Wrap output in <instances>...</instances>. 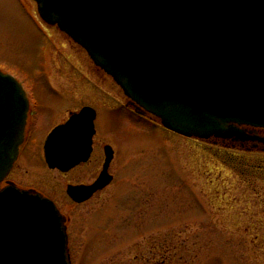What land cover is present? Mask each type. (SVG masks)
<instances>
[{
  "label": "rangeland",
  "instance_id": "obj_1",
  "mask_svg": "<svg viewBox=\"0 0 264 264\" xmlns=\"http://www.w3.org/2000/svg\"><path fill=\"white\" fill-rule=\"evenodd\" d=\"M0 70L38 106L37 144L10 179L55 200L71 264H264V176L247 179L214 155L231 148L264 163V144L190 139L129 112L120 87L45 25L33 0H0ZM83 106L98 112L97 163L67 175L48 170L40 142ZM105 144L116 150L114 181L89 202L72 203L65 185L96 177Z\"/></svg>",
  "mask_w": 264,
  "mask_h": 264
},
{
  "label": "water",
  "instance_id": "obj_2",
  "mask_svg": "<svg viewBox=\"0 0 264 264\" xmlns=\"http://www.w3.org/2000/svg\"><path fill=\"white\" fill-rule=\"evenodd\" d=\"M40 18L83 48L135 110L201 140L264 139V0H34ZM28 101L0 72V182L23 140ZM95 112L85 107L45 143L49 168L66 171L91 151ZM70 187L78 203L111 181ZM80 188V189H78ZM79 193H82L81 195ZM65 219L50 200L12 186L0 191V264H71Z\"/></svg>",
  "mask_w": 264,
  "mask_h": 264
},
{
  "label": "flooded vegetation",
  "instance_id": "obj_3",
  "mask_svg": "<svg viewBox=\"0 0 264 264\" xmlns=\"http://www.w3.org/2000/svg\"><path fill=\"white\" fill-rule=\"evenodd\" d=\"M31 102H32V101L29 100L28 113H27V121H26L25 129H24V140H23V143H22V144L20 145V147H19L18 157H17L15 163L13 164V166H12L10 172L8 173V175L6 176V178L3 180V182L0 184V189L3 188V187H5L6 185L9 184V185H13V186H15L16 188H18V189H20V190H27V191H30V192H32V193H38V194H40V195L46 197L45 195H43V193L39 192L38 190L33 189V188H26V187L19 186L18 184H16L15 181H13L12 179H10V176L12 175V173H13V171H14V169H15V167H16V164L18 163L19 159L22 158V157H24V156L27 154L26 152L29 150L31 144H32V145L35 144V146H36V144H37L35 141H33V135H34V133H35L34 131H36V129H37V127H38V121H39L38 116H37V113H38V106H37L36 103H34V105H33ZM32 107H33V108H32ZM83 107H90V106H83ZM83 107H81V108L79 109V111H80ZM91 108H92V107H91ZM93 109H94V108H93ZM94 110H95V113H96V114H95V121H96L97 118H98V112H97L96 109H94ZM126 110H128V111L131 112V113H134V112H133L131 109H129V108H126ZM79 111H77V112H79ZM73 113H74V112L70 113V114H69V117H70ZM69 117H68V119H69ZM138 117H139V116H138ZM68 119H67V120H68ZM67 120H66V121H67ZM66 121H65V122H66ZM58 125H59V124H58ZM56 126H57V125L53 126L51 129H49V130L45 133V135H44L42 141L40 142V144H41V148H42V152H43V156H44V148H45L44 146H45L46 138H47L48 134L52 131V129H53L54 127H56ZM96 133H97V132H96V129H95V134H94L93 137H92V146H91V151H90V154H89V156H88V159H86V160L83 161V162L78 163L77 165H75L74 167H72V168H70V169H68V170H66V171H60V170H56V169H49V168L46 166V164L44 163V161H43V163L45 164L46 168H47L48 170H50V171H57V172H58L59 174H61V175H67V174H70V173H72V172H74V171H77V170L80 169L81 167H84V166H90V165H92V164H94V163H97V162H96L97 159H95V156H96V155H95V148H94V137H95ZM258 133H260V135L262 134V136H263V135H264V130H259ZM106 146H110V145H108V144L103 145L102 151H103L104 158H103V163H102V166H101V170H100V172L96 175V177H94V179H92V181H88V182H78V183H67V184L65 185V189H64V191H65V195H66V197L68 198V200L71 201L72 203H74V204H76V205H81V204H85V203L89 202V201L92 200V199H93V198H94L99 192H102L104 189H106L107 187H109V186L111 185V183L114 181V176H115V175L111 174V173L109 172V169H108V171H107L108 174L112 176V180H111L110 184L107 185L106 187H104L103 189L98 190V191H96L95 193H93V194L91 195V197L88 198V199H85V200L83 201V203H76V201H74V200H80V199H82V197L78 196V197H76L77 199H71L70 196H69L68 193H67V191H68V189H69L70 187H84V186H88V185H91L92 183H94V182L100 177V175H101V173H102V170H103L104 160H105V152H104V150H105V147H106ZM112 151H113V152H112V160H111V162H110L109 168H110L111 164L116 160V150H115V148H112ZM78 189H80V188H78ZM79 194L81 195L82 193H79ZM46 198L52 200V201L55 203V200H53L52 198H49V197H46ZM55 204H56V203H55Z\"/></svg>",
  "mask_w": 264,
  "mask_h": 264
},
{
  "label": "trees",
  "instance_id": "obj_4",
  "mask_svg": "<svg viewBox=\"0 0 264 264\" xmlns=\"http://www.w3.org/2000/svg\"><path fill=\"white\" fill-rule=\"evenodd\" d=\"M222 149V148H221ZM214 149L215 157L219 159V161L227 166L228 168L234 170L236 173L241 174L245 178L255 176L263 177L264 176V163L250 164L249 162L244 161L240 155H235V150H231V148L226 149Z\"/></svg>",
  "mask_w": 264,
  "mask_h": 264
}]
</instances>
